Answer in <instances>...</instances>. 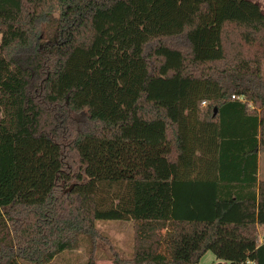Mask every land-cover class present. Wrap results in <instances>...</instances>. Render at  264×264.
Instances as JSON below:
<instances>
[{"label": "trees", "instance_id": "1", "mask_svg": "<svg viewBox=\"0 0 264 264\" xmlns=\"http://www.w3.org/2000/svg\"><path fill=\"white\" fill-rule=\"evenodd\" d=\"M0 36V264L100 221L135 225L116 264H264L258 4L0 0Z\"/></svg>", "mask_w": 264, "mask_h": 264}, {"label": "rangeland", "instance_id": "2", "mask_svg": "<svg viewBox=\"0 0 264 264\" xmlns=\"http://www.w3.org/2000/svg\"><path fill=\"white\" fill-rule=\"evenodd\" d=\"M74 118L76 121H82V117ZM259 164V178L264 181L263 157H260ZM96 227L100 238L96 239L94 244L91 240L84 239L80 247L57 255L48 264H88L89 262L93 264H116L118 261L128 262L133 259L136 242V230L133 222L100 221L96 224ZM261 236H264V227L259 231V240ZM200 264L230 263L218 260L213 253L209 252L202 258Z\"/></svg>", "mask_w": 264, "mask_h": 264}, {"label": "crops", "instance_id": "3", "mask_svg": "<svg viewBox=\"0 0 264 264\" xmlns=\"http://www.w3.org/2000/svg\"><path fill=\"white\" fill-rule=\"evenodd\" d=\"M249 1H252V2L258 4L260 6L261 10L264 12V0H249ZM260 157L262 158V156L259 155V160H260ZM259 173H260V164H259ZM259 173H258V179H259V181H262L259 178Z\"/></svg>", "mask_w": 264, "mask_h": 264}, {"label": "built area", "instance_id": "4", "mask_svg": "<svg viewBox=\"0 0 264 264\" xmlns=\"http://www.w3.org/2000/svg\"><path fill=\"white\" fill-rule=\"evenodd\" d=\"M233 98L235 99V97H233ZM241 100H243V99L241 98ZM203 106H206V102L203 103ZM260 243L264 244V236H261ZM246 264H254V262L253 261H248Z\"/></svg>", "mask_w": 264, "mask_h": 264}, {"label": "water", "instance_id": "5", "mask_svg": "<svg viewBox=\"0 0 264 264\" xmlns=\"http://www.w3.org/2000/svg\"><path fill=\"white\" fill-rule=\"evenodd\" d=\"M217 114V110H215V115Z\"/></svg>", "mask_w": 264, "mask_h": 264}]
</instances>
